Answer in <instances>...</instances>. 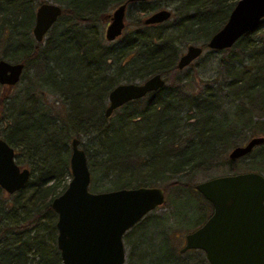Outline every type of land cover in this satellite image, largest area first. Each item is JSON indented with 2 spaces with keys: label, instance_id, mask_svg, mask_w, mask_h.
<instances>
[{
  "label": "trees",
  "instance_id": "1",
  "mask_svg": "<svg viewBox=\"0 0 264 264\" xmlns=\"http://www.w3.org/2000/svg\"><path fill=\"white\" fill-rule=\"evenodd\" d=\"M49 1L61 13L35 42L31 30L41 0H0V59L23 63L19 81L0 93V138L13 149L14 162L29 170L19 190L0 188V264H60L50 202L70 177L73 137L85 141L92 192L164 190L169 214L151 210L124 233L127 264H208L200 250L180 253L174 239L211 210L189 181L238 172L227 149L252 136L264 138V17L229 48L214 50V76L194 87L177 74L182 48H206L237 0H171L170 17L152 25L142 19L162 9L156 0L129 3L127 15L131 5L138 15L111 42L104 40L103 25L126 0ZM156 73L177 75L104 117L113 86ZM14 87L19 90L12 96ZM46 94L55 97L48 102ZM241 158L248 159L242 172L264 175V140ZM187 195L198 201V213L182 227L185 217L175 208Z\"/></svg>",
  "mask_w": 264,
  "mask_h": 264
},
{
  "label": "water",
  "instance_id": "2",
  "mask_svg": "<svg viewBox=\"0 0 264 264\" xmlns=\"http://www.w3.org/2000/svg\"><path fill=\"white\" fill-rule=\"evenodd\" d=\"M126 0L108 15L103 30L106 41L118 38L124 28ZM61 13L59 5L39 3L34 11L32 36L42 42ZM170 17L162 8L147 14L143 25L158 24ZM264 17V0H237L225 22L206 41L210 50L229 48L240 36L254 30ZM189 44L179 55L176 68L181 70L202 52ZM23 63L0 59V86L12 87L20 79ZM164 85L156 73L140 83H118L107 93L104 117L121 105L143 97ZM262 136H252L231 148L227 157L238 159L262 143ZM70 177L65 188L51 199L55 214V245L60 264H123L124 233L146 213L162 205L165 194L159 186L88 190L90 181L84 150L79 140H70L68 157ZM29 170L14 162L13 149L0 138V188L12 194L25 185ZM211 206L209 216L193 231L186 233L179 252L201 250L208 264H264V175L244 171L217 175L193 185Z\"/></svg>",
  "mask_w": 264,
  "mask_h": 264
},
{
  "label": "rangeland",
  "instance_id": "3",
  "mask_svg": "<svg viewBox=\"0 0 264 264\" xmlns=\"http://www.w3.org/2000/svg\"><path fill=\"white\" fill-rule=\"evenodd\" d=\"M156 1H157V5L160 8H167L169 10H171L173 5H174V3L171 0H156ZM41 2H50V1L49 0H41ZM50 3H52V2H50ZM112 10H110V11L112 12ZM111 12L109 14H111ZM136 15H138L136 12V6L131 5L129 10H128V15H127V11H125L126 26H125L124 30L122 31V33H125L126 30H128L129 28H132V24H128V23H131L132 20H130V19H132V17H135ZM107 22H108V20H107ZM105 25H103V30H104ZM107 42H111V41H107ZM184 49H185V47L182 48V53H183ZM208 51H209L208 49L204 48L202 50L200 56H198L195 60H193V62L190 65L186 66L185 68L180 70L179 73H177L178 76L183 77L185 80H188L189 84L193 85L194 87L196 85H199L200 84L199 82H201L202 80H207V79L212 78L214 76V73H215L216 57L218 56V53L215 51H209V53H208ZM177 74L176 73H169L166 76H164L166 85H170L174 81L173 79ZM135 82L140 83L142 81L135 80ZM3 87L4 88H2V86H0V93L6 88L5 86H3ZM18 90H19V88L14 87V88H10V90L8 92H9V94H11L13 96L14 94H16L18 92ZM194 90H196V88ZM53 97H55V96L51 95V94H46V101H48V102L52 101ZM106 103H107V99H106ZM247 139L248 138H246L242 142H239V145L243 144ZM84 143H85L84 140H82V142L79 143L80 147L82 149L84 148V145H86ZM227 152H228V149L225 152V156H226ZM247 161H248V159H246V158H238L236 160L238 172H242L243 170H245ZM19 167H24V166L19 164ZM217 174H221V172L216 173L215 175H217ZM202 180L203 179L201 177L196 176V177H193L192 181L190 180L189 183L193 185V184H195L199 181H202ZM89 185H88V190L91 191V186H89ZM97 185H98L97 187H101V181H99L97 183ZM159 187H161V185ZM197 203H198V201L193 199V197H190L189 195H187L185 197L181 196L179 198L177 207L175 208V212L178 216H181V217L184 216L185 217L183 219V222L186 221V223H181L182 227L188 226L189 224H191V219L195 215H197L196 214V213H198V211L196 209ZM151 212L153 215H156L158 213H166L165 215H168L169 214L168 204H165V201H164V203L162 205L154 208ZM168 221L171 222V221H173V219L170 218ZM188 231H190V230L185 229V228H180L179 230H177L178 237H177V239H174V240H175V243H177L178 247L182 246L183 235L185 233H187ZM153 235H154V233H153ZM153 235H151V236H153ZM147 238H149V236H147ZM125 255H126V251H125ZM186 256H189V255H186ZM123 264H127L125 261V258H124Z\"/></svg>",
  "mask_w": 264,
  "mask_h": 264
},
{
  "label": "flooded vegetation",
  "instance_id": "4",
  "mask_svg": "<svg viewBox=\"0 0 264 264\" xmlns=\"http://www.w3.org/2000/svg\"><path fill=\"white\" fill-rule=\"evenodd\" d=\"M125 9H126V8H125ZM124 28H125V23H124ZM124 28H123V30H124ZM121 35H122V33H121ZM121 35H120V36H121ZM120 36H119V37H120ZM181 54H182V53H181ZM194 60H195V59H194ZM192 62H193V61H192ZM192 62H191V63H192ZM188 65H189V64H188ZM188 65H187V66H188ZM161 77L164 79L163 76H161ZM164 83H165V82H164ZM210 213H211V210H210ZM210 213H209V214H210ZM208 216H209V215H208ZM208 216H207V217H208ZM200 225H201V224H200ZM200 225H198V226H200ZM198 226H196L195 228L191 229V230L188 231L187 233L193 231V230L196 229ZM185 234H186V233H185ZM185 234H184V235H185ZM184 235H183V239H184ZM182 245H183V240H182ZM181 247H182V246H181ZM189 250H193V249H189ZM197 250H198V249H197ZM186 251H187V250H186ZM200 251H201V250H200ZM184 252H185V251H184ZM184 252H180V253H184Z\"/></svg>",
  "mask_w": 264,
  "mask_h": 264
},
{
  "label": "bare ground",
  "instance_id": "5",
  "mask_svg": "<svg viewBox=\"0 0 264 264\" xmlns=\"http://www.w3.org/2000/svg\"><path fill=\"white\" fill-rule=\"evenodd\" d=\"M177 43V42H176ZM210 50V49H209ZM214 51V50H213ZM216 52V51H215Z\"/></svg>",
  "mask_w": 264,
  "mask_h": 264
}]
</instances>
